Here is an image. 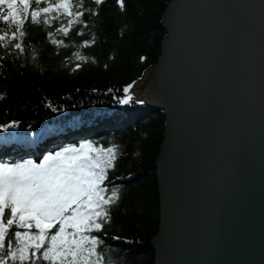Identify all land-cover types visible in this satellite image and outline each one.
Returning <instances> with one entry per match:
<instances>
[{
    "label": "water",
    "instance_id": "obj_1",
    "mask_svg": "<svg viewBox=\"0 0 264 264\" xmlns=\"http://www.w3.org/2000/svg\"><path fill=\"white\" fill-rule=\"evenodd\" d=\"M132 87L164 111L154 264H264V0H169Z\"/></svg>",
    "mask_w": 264,
    "mask_h": 264
},
{
    "label": "trees",
    "instance_id": "obj_2",
    "mask_svg": "<svg viewBox=\"0 0 264 264\" xmlns=\"http://www.w3.org/2000/svg\"><path fill=\"white\" fill-rule=\"evenodd\" d=\"M73 2L83 3L85 24L73 25L67 36L56 31L60 24H66L67 17L56 19L50 27L33 24L29 17L24 26L25 52L6 53L0 47V57H4L0 60V124L19 122L15 129L0 131V158L29 159L30 152L22 153L21 146L52 130L49 117L62 118L72 110L89 115L88 111L99 109L114 117L124 116L105 134L98 125L88 129V121L74 124L61 139H39L34 155L37 158L31 159L39 162L45 150L78 146L84 141L101 148L115 146V168L109 170L105 184L109 194L111 186L116 187L119 201L112 207L111 222L105 225L106 235H101V252L105 264H154L148 244L159 224L154 163L164 139L166 119L163 111L151 113L137 107L139 103L134 100V106L127 103L121 107L117 98H123L124 87L133 86L157 63L166 36L162 17L169 0H124L123 9L117 0H103L99 6L94 0ZM32 6L37 7L34 0ZM39 6L47 4L41 0ZM89 9H98L99 14L89 16ZM0 28L7 30L3 22ZM48 32H52L51 38ZM53 39L63 43L54 45ZM84 40L95 43L85 46ZM77 52L87 59L79 70H69L78 62L73 56ZM49 104L62 110L54 112Z\"/></svg>",
    "mask_w": 264,
    "mask_h": 264
},
{
    "label": "snow or ice",
    "instance_id": "obj_3",
    "mask_svg": "<svg viewBox=\"0 0 264 264\" xmlns=\"http://www.w3.org/2000/svg\"><path fill=\"white\" fill-rule=\"evenodd\" d=\"M47 6L41 0H0V47L6 53H24V26H52L56 19L67 17L57 32L68 35L73 25H83L85 9L73 0H55ZM103 0H94L99 6ZM124 8V0H117ZM89 16L98 9H89ZM47 36L52 37V32ZM51 43L60 45V39ZM95 40H84L85 46ZM76 62L69 70H79L86 57L73 53ZM4 57H0V60ZM143 59V57H141ZM134 83V82H133ZM132 84L124 87L125 95L117 98L124 105ZM3 99V96H0ZM143 103V101H137ZM54 112L61 107L48 105ZM19 122L0 124V131L15 129ZM7 143V141H5ZM115 146L101 148L88 141L45 150L39 162L34 159L0 158V264H105L101 252V235L111 222V210L119 201L113 185L105 184L109 170L115 168ZM54 229V230H53ZM113 239H118L113 237Z\"/></svg>",
    "mask_w": 264,
    "mask_h": 264
},
{
    "label": "bare ground",
    "instance_id": "obj_4",
    "mask_svg": "<svg viewBox=\"0 0 264 264\" xmlns=\"http://www.w3.org/2000/svg\"><path fill=\"white\" fill-rule=\"evenodd\" d=\"M142 77H143V75H142ZM142 77L140 79H142ZM131 90H132V87L129 89L128 93H131ZM128 103L131 106H134L131 101H129ZM120 106L124 107V105H121V104H120ZM137 107L150 110L151 113H154L157 110L163 111L161 109H156V108H153V107H142V106H139V105ZM73 111L74 110L70 111L71 112L70 114H68L66 116H63L62 118H59V116H57V115L47 118L49 120V122H50L49 125H51V129H53V135L56 136L57 135V131H61L63 133L65 131H68V130H71V129L73 130V127H75L74 124H76L78 122L81 123V122H88V121H89V123H87L85 125L86 127H88V129L91 126L98 125L102 129V132L105 134L106 132H111V131H107V130L110 127H114V125H115L114 124V120L115 121H118V120L120 121V119H121V118H118V116L114 117V116H112V114L104 112L102 109L90 110V111L87 112V114H89V115L74 114ZM74 119H76V120L74 121ZM79 128L81 130H84L85 127L83 128V126H81ZM92 131L96 132L95 130H92ZM85 133L88 134V131H85ZM154 165H155V163H154ZM154 169H155V167H154Z\"/></svg>",
    "mask_w": 264,
    "mask_h": 264
},
{
    "label": "rangeland",
    "instance_id": "obj_5",
    "mask_svg": "<svg viewBox=\"0 0 264 264\" xmlns=\"http://www.w3.org/2000/svg\"><path fill=\"white\" fill-rule=\"evenodd\" d=\"M141 81V79L138 81V82H140ZM137 82V83H138ZM133 87V86H132ZM128 95H130L131 97H132V99H133V94H132V90H131V93H128Z\"/></svg>",
    "mask_w": 264,
    "mask_h": 264
}]
</instances>
